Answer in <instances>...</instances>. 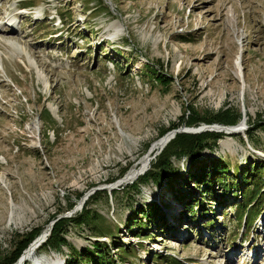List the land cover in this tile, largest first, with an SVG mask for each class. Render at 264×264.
I'll return each instance as SVG.
<instances>
[{
    "label": "rangeland",
    "instance_id": "1",
    "mask_svg": "<svg viewBox=\"0 0 264 264\" xmlns=\"http://www.w3.org/2000/svg\"><path fill=\"white\" fill-rule=\"evenodd\" d=\"M190 107L203 117L231 109L244 121L198 162L226 161L234 176L236 167L264 161V129L250 142L245 136L247 121L264 119V0H0V261L85 199L66 218L85 208L101 219L67 226L65 240L77 251L98 240L110 253L136 247L124 264H155L153 256L158 264L167 256L264 264V210L250 233L230 221L231 197L206 205L211 228L183 215L179 197L202 196L187 179L189 158L158 183L130 188L173 139L158 152L152 145L188 128L180 119ZM146 156L147 167L118 184ZM150 202L162 208L165 231L150 227L152 239L135 238L127 219L145 222L133 212ZM94 226L114 234L116 246L108 233L96 238ZM40 247L23 264L42 256L63 264L69 255L68 247Z\"/></svg>",
    "mask_w": 264,
    "mask_h": 264
},
{
    "label": "trees",
    "instance_id": "2",
    "mask_svg": "<svg viewBox=\"0 0 264 264\" xmlns=\"http://www.w3.org/2000/svg\"><path fill=\"white\" fill-rule=\"evenodd\" d=\"M113 66L117 67L116 63H114ZM149 71L150 76L155 75L154 79L161 84L167 86L171 83L169 78H166L162 73H156L154 70ZM43 113L45 114V120L47 122H52L48 110L44 109ZM238 119L239 115L235 114L231 109L220 114L203 117L200 116L195 109L190 107L180 120L185 127L195 128L200 126V124L235 126L238 123ZM246 123L247 129L245 136L250 142L255 130L264 129V119H261L259 116L254 122L247 121ZM173 125L171 129L178 127ZM165 131L160 134L162 135L160 137L164 136V133H166ZM223 137V134L215 132H204L197 135H175L173 140H171L155 160L151 162L150 168L142 176L138 177L137 180L134 181L135 184L130 185V188L134 187L135 191L138 193L139 188L142 186L139 184L145 185L148 182L158 183L159 180L164 178L167 174H173L175 172L174 164L189 158L190 172H187V179L191 180L196 189H201L202 196L199 200H194L193 196L189 194H186L184 197H179L180 203L184 205L183 215L185 217L188 216L191 221H201L204 219V226L207 225L211 228L213 227V223L207 221V219L212 215L213 206L206 205L209 204L208 202H211L213 204L224 206L228 201L227 199L231 197L233 204L230 205H233L234 211L230 221L234 222L237 227H244V233H250L251 226L261 216L264 210V161L248 162L243 169L238 171L235 166L236 174L234 173V176L230 175V166L226 161H213V163L198 162V157L202 151L215 150L217 148V141ZM218 190H220V193L219 195H216V191ZM98 195L99 192H94V194L88 198V205H90L92 201H97L96 196ZM138 214L146 221L142 222L141 218H137L136 216ZM133 216L136 218L132 217L131 219H127L126 225L131 224V227L128 225L127 228L129 232H131L132 227H137V231L133 232L135 238L143 237L152 239L153 235H147L150 227L158 231L162 229L161 232L165 231L164 228L160 227L161 224H165L162 208L155 202L140 206L138 211L135 210V212H133ZM223 216H226V214L223 213L222 217ZM95 219H101V217L96 214H91L89 210L83 208L80 213H76L70 218H62L58 220L54 223L50 235L41 245L40 249L60 251L63 247H68L69 255H67L64 264L126 263L125 259H127V256H129L132 251L137 250L136 247L131 248L119 245L114 253H110L108 245L99 242L98 240L93 243L92 249L85 247L82 250L77 251L68 245L64 237L68 225L80 226L81 224L84 225L92 222ZM94 229V231H96V238H104V233L110 234L109 230H104L106 231L104 232L99 226H94ZM39 234V230H34L29 233L22 242H19L20 246L16 250V253L10 258L2 259L0 264H14L21 253L36 237H38ZM110 235L112 238L110 246H116L114 240L116 241L117 237H115L114 234ZM138 246L137 248H140ZM111 254L116 255L117 260H115ZM156 258L158 259V257L153 256L152 261H154L155 264H158ZM164 262L165 264H182L177 261L174 256L165 257Z\"/></svg>",
    "mask_w": 264,
    "mask_h": 264
},
{
    "label": "water",
    "instance_id": "3",
    "mask_svg": "<svg viewBox=\"0 0 264 264\" xmlns=\"http://www.w3.org/2000/svg\"><path fill=\"white\" fill-rule=\"evenodd\" d=\"M244 121L241 120L236 126L234 127H226V126H219L216 124L213 125H204L201 124L200 126L196 127V128H184L178 131H174L171 134L167 135L168 137L165 139V142H169L171 139H173L175 137L176 134H190V135H197V134H201L204 132H215V133H223V129L225 128H231L232 130H235L236 133H241L242 130H244ZM87 196V195H86ZM85 200V199H84ZM84 200H80L79 205L74 208V210H72L70 213H67L68 216H63V217H69V215H71L72 213H74L75 211L81 209L82 204L84 202ZM60 219V218H59ZM57 221V220H56ZM56 221H53L52 223H50V225L48 226L49 228H47V233H45L42 237L39 236L37 237L27 248L26 250L23 251L22 255L19 257V259L15 262V264H23L24 262V258H23V254L29 250V249H33V248H37L40 247L46 240V238L50 235V232L52 230V226H54V223ZM64 264V263H63Z\"/></svg>",
    "mask_w": 264,
    "mask_h": 264
},
{
    "label": "bare ground",
    "instance_id": "4",
    "mask_svg": "<svg viewBox=\"0 0 264 264\" xmlns=\"http://www.w3.org/2000/svg\"><path fill=\"white\" fill-rule=\"evenodd\" d=\"M11 28H12V26H11ZM230 131H233L231 128L229 129V128H225V129H223V133L224 134H226L227 132H230ZM232 133V132H231ZM236 132H235V130H234V134H235ZM230 135V134H229ZM167 138V137H166ZM166 138H164V139H161V140H159V141H157L156 143H154L153 145H152V147H151V151H154V152H158V151H160L161 150V148L163 147L162 145H164V144H166L167 142H165L166 140ZM150 161H149V159H148V156H146V157H144L141 161H140V163H139V165H138V167L136 168V169H134L133 168V170H131V171H129V172H127L126 173V175H125V177L124 178H122V179H120V181L118 182V184H120V185H123V184H126L127 182H128V180H132V179H134L135 178V176L138 174V172L139 171H142L144 168H146L147 167V164L149 163ZM49 228V227H48ZM244 230V229H243ZM45 233H47V230H44L42 233H41V237L45 234ZM38 248V247H37ZM36 248V249H37ZM35 248H33V249H29V250H27L26 252H25V254H24V256H23V258H24V262H26L27 261V259H28V257H29V255H31L30 253H32V252H34L35 250H36ZM32 258L34 259V255L32 256ZM48 258V257H47ZM46 257H44V256H42V257H36L34 260H30V264H59V263H57V262H55V261H52V260H49V259H47ZM23 262V263H24Z\"/></svg>",
    "mask_w": 264,
    "mask_h": 264
}]
</instances>
